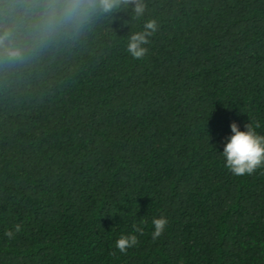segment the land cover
I'll use <instances>...</instances> for the list:
<instances>
[{"label": "trees", "instance_id": "trees-1", "mask_svg": "<svg viewBox=\"0 0 264 264\" xmlns=\"http://www.w3.org/2000/svg\"><path fill=\"white\" fill-rule=\"evenodd\" d=\"M48 2L0 0V264H264V167L218 155L232 123L264 135V0H146L139 60L132 5L37 43Z\"/></svg>", "mask_w": 264, "mask_h": 264}, {"label": "clouds", "instance_id": "clouds-1", "mask_svg": "<svg viewBox=\"0 0 264 264\" xmlns=\"http://www.w3.org/2000/svg\"><path fill=\"white\" fill-rule=\"evenodd\" d=\"M132 5L133 19L140 23V30L132 31L127 38L126 50L133 59H141L148 52L146 45L150 43V38L159 28L158 20L154 18L145 19L148 15V5L146 0H91V3L85 7L80 0H49L44 6L43 13L39 21L34 26V37L37 43L47 40L54 31L58 30L64 24L73 19H80L86 12L99 11L103 14L113 13L121 7L127 9ZM13 36V30L6 31L0 37V43L4 40H10ZM10 57H19L22 53L18 48H9ZM245 131H240L237 124L230 125L231 135L226 138L223 144V150L218 155L224 161V167L235 176L251 175L257 169L264 167V135H260L255 130L259 125L247 123ZM215 152V151H214ZM216 153V152H215ZM168 219L161 215L152 220L153 231L151 237L153 240L159 238L168 226ZM20 231V226H15V232ZM142 235L143 233L140 232ZM13 231H8L6 236L11 239ZM138 244L137 235L122 234L115 242V248L120 253H126L130 248Z\"/></svg>", "mask_w": 264, "mask_h": 264}]
</instances>
